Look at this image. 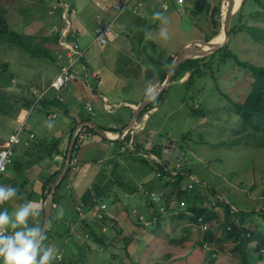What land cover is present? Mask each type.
<instances>
[{
  "label": "rangeland",
  "instance_id": "374dc122",
  "mask_svg": "<svg viewBox=\"0 0 264 264\" xmlns=\"http://www.w3.org/2000/svg\"><path fill=\"white\" fill-rule=\"evenodd\" d=\"M105 1L106 0H0V6L3 7L5 5L7 15L14 28H22L24 32L36 34L37 38H35V40L39 41L42 36L53 37L54 33L60 28L61 37L75 35L77 30L76 35L78 36V42L80 44L83 42L81 35L84 33L95 35L93 40L96 41L103 37L104 41H102V43H109L113 39L112 37H117V31L114 29L113 21L101 23L100 19L95 30L98 33H94V28L97 23L96 14L97 12H100V7L103 6ZM177 1L179 3L184 2V0ZM241 1L242 0H240V2ZM240 2L238 5H240ZM195 3L198 4L200 2L195 0ZM228 3L229 0H224L223 2L215 0L213 6L210 8V18H207L208 22L199 20L195 26H193L192 19L186 18L189 23L185 22L183 27L187 26L185 28L188 31L176 32L175 36L163 40L165 41L164 46L169 49V45H178L184 39L179 48L175 47L176 49L174 48L171 50L159 49V52L156 51L157 55L152 54L151 57H144V61L149 67L148 73L155 77L156 71L168 66L170 58H172L171 62L173 63L181 47L193 46L195 45V43H193L195 40L198 43L199 40H204V38L209 37L206 41H215V38L222 33ZM216 4H218V6H216ZM67 6L71 8L72 11V8H75L76 12H71L69 9L67 11L69 14H66ZM130 6L131 3L127 1V6L122 8L123 13L127 11L128 7L130 9ZM161 6L165 9L169 7L168 3L164 1L161 3ZM251 8H253V6H251L250 9ZM134 10L138 11L139 6L137 5ZM242 13L243 19L250 24H263L261 19L256 22L255 19L253 20V15L248 16L244 11ZM161 15V18H163L165 12L163 11ZM194 30L195 32L192 33ZM216 33L219 34L216 35ZM123 34L125 33L122 32V35ZM238 35V38L235 37L236 35L232 36L229 43L230 48L237 51L243 59L264 64V54L262 53L261 48L253 45V39H251L249 35L246 38L244 32H240ZM165 37L167 36L165 35ZM66 40L67 39H64L62 41L63 46L55 49L54 53L58 55V60L56 62L51 59H43L40 64H36L29 60L30 57L28 54L15 46L7 47L5 56L1 58L3 59V62L0 60L3 65L9 67L16 74L15 78H8L11 80V84L6 81L0 84V90L5 89L9 95H14L13 99L16 101V105L8 114H0V153H2L4 149H8L11 160L18 159L25 164L28 159H30L29 157L26 158L23 156L24 151L22 144H17V146L15 145L13 148L12 144L8 145L11 137H13L12 133H14V131H17L20 128H27L26 119L31 113L29 111L30 109L28 110L29 103L27 100L24 102V98L27 99L28 97L33 96V94H36L37 100L45 95L50 98L57 97L61 102V97L67 95L70 88L79 81V75L86 77V70L82 72L79 71L80 68L83 69L86 65L81 57L85 50H82L83 47L79 43L69 44ZM52 41L53 40H49L48 42ZM146 42L148 41L146 40ZM107 44H105L106 47L104 50L110 52L112 43L109 45ZM79 45L82 48H80ZM93 51H95V48L90 49V52ZM169 68H171V66ZM231 71H233V73L234 71L239 73L236 65H232ZM189 74V71L184 72L179 81L170 84V88L162 102L154 108L156 111L150 115L147 126L151 130L147 131L146 134L147 138L155 142L158 148H163V146L170 141H172L173 144H178V138L176 137L181 135L180 133L189 130L193 131V137L197 136V131H205V135L209 137L211 141H214L216 133L209 131L211 134H208V123L212 124V130H216V125L219 124V126L222 127V136H227L229 134V131H226V120L218 123L217 120L210 117L203 120L195 117L191 118L189 108L182 100L183 95L187 93L185 81ZM221 75L222 77L220 76L218 85L222 91L234 92V84L236 81L230 82L224 77L225 74L221 73ZM164 80L160 79L157 86L152 88L149 92L155 90L164 82ZM89 83L95 84V80L89 78ZM213 83L214 81L211 79L202 82L200 86L202 91L198 92V95H201L203 100H207L210 105L215 106L217 102H219V98L215 89L209 91V88ZM246 89L247 88L244 85L238 88V90L242 92ZM74 95L78 97L77 94ZM232 95L235 96V93H232ZM190 96L194 99L197 97L194 89L191 91ZM31 99H33V97ZM198 99H200V97ZM189 101L191 103L194 100L189 99ZM26 102L28 103L27 107L24 105ZM219 103L223 104L222 99H220ZM76 104L78 107V103ZM77 107L70 111L62 108L57 111L62 113V116L66 114H76L80 112V109ZM51 117H54V113H51ZM30 118L33 120L34 117L30 116ZM72 121L73 118L69 120L68 129L71 127ZM51 122L52 124L55 123L56 119L51 120ZM81 123L82 125H80ZM32 124L33 123H30V125ZM78 125H80L78 127V130H80L83 128V125H86V123L83 121ZM195 126H198V128ZM51 131H60V129L55 125ZM156 131H160V135H158ZM78 133L82 132L78 131ZM21 135L22 137L25 136L24 133ZM82 135L85 134L82 133ZM81 144L83 145L84 142ZM191 150V155L195 157L197 161L206 164L205 170L208 172V175L205 177V182L207 181V183L204 182L203 184L195 186L194 183L196 182V178L203 180L204 173L200 175L189 169L191 176L187 179L185 178L181 186H184L186 180L192 182L193 186H195V190L192 192L193 198L197 200L199 205H205L208 209L214 208V210L218 211L221 218L219 222H204L202 218L198 217L200 222V224H198L189 218L187 212L186 216L183 218H171L172 214H175L177 210L168 212H164V210L161 211L164 212L161 216V225H152L150 226L151 228H145L146 232H143L133 221L132 216L128 215L125 207H134L140 211H145L146 213H149L150 211H153L154 208L158 207L161 210L167 206L175 207L176 203L179 201V197L174 193L175 190L169 191L173 189V187L165 188L162 186L164 180H158L155 183L157 188L153 191H150L146 187L139 188V191L135 193V195L142 194L145 196L144 193H142L144 191L155 193V204L149 206L147 211L137 204L141 202L142 206H148L150 204L148 199H139L143 198L142 196H139V198L134 197V199H132L131 196H126L127 193H125L122 188H119L114 181H112L111 184L107 182L106 189H111L113 195L115 192L119 194L121 197L119 200L120 203L112 204L111 199L105 197L100 198V196H96V193L90 195V201L84 203L88 204L92 201L93 202L89 204L87 209L81 208L82 219L85 218L88 220H85V222L83 220L84 223L79 221L82 227L78 228L74 225L73 230L70 232V236L74 240L78 241L79 244L82 243L86 246V249L83 250L84 255L82 256L85 264H234L233 262L235 261L231 256L230 250L233 242L231 238L227 237L222 228L217 232L215 239L205 242L203 248L196 246L193 249H189V247L180 246V244L174 243L172 239L185 238L186 244L190 245L193 241H196L201 237L203 231L211 228V230L215 232L216 225L221 223L224 217V208L217 203L216 196L225 197V195H227L229 199L233 200L243 209H251L252 206L256 210L260 208L264 209V195L262 194L264 188V147L246 148L242 145L240 147H233L229 150L225 146L203 144L200 145L199 148H195V146L192 145ZM58 155H60V153H58ZM99 157L100 156H98V158ZM104 158L107 157H103L102 159ZM181 159L182 156L176 157L173 155V157L170 158V167L175 171H178L179 168L184 165V162ZM209 159L211 160L209 161ZM39 161L35 162L34 164L36 165L31 167H28L31 162L23 168H19L20 164L14 166L12 163L10 166L8 165L6 171L0 177V185L5 183L4 181H8L7 183L9 185L16 187V189L21 188V190L26 192L28 188L26 185L24 186L23 183L27 178L31 176L33 178V175L38 172L41 173L43 176L42 180H44L52 171H54L53 163L56 162L53 159L46 158ZM76 161L77 158H74V163H76ZM60 163L56 164L58 165L55 167L56 169L60 167ZM29 172L31 173V176H27L30 174ZM130 174L131 172L127 175L130 176ZM128 179L129 178H126V180ZM193 180H195V182H193ZM206 184L216 187V196L209 188L205 187ZM255 186L257 188L254 189L253 187ZM244 191L247 192V196L245 193H242ZM166 192H168L167 196H169L168 201H164L163 193ZM74 194H76L75 191ZM20 197L21 196L17 190L16 196L4 201L3 204L6 210L11 212L17 207L21 201ZM97 197L99 198L95 200ZM60 208L63 209L62 215H56L58 208L55 207L52 212L53 222L50 224L51 228L54 227V229L58 230L64 229L69 220L76 217V212L73 209V201H63ZM113 214L117 215V225L121 226L122 222L121 227L125 231L124 234L128 235L134 232L139 235V233H143L141 240L137 243H135L136 241H133L130 244L129 256L123 249V244L121 242L109 244L111 246H108L107 248H100L97 246L99 243L96 240L97 234L101 233V235H103V241H106L107 244L116 235V229L112 226L114 223H111V226L109 224L110 222H113L111 217ZM100 216H105L103 222H99L95 219ZM87 222L92 226L89 229H85ZM263 224L264 219L258 216V220L253 223L252 227L257 229ZM102 225L106 226L105 230L102 229ZM50 226H48V228ZM93 229L96 231L94 234L91 232ZM74 230L81 233V237H78ZM42 244L45 245L47 242H42ZM50 245L57 248L55 241H51ZM87 246H91L92 249H88ZM253 246L254 243L251 242L248 245V248L252 249ZM76 250L73 251L74 254L69 256L72 260V264H78L76 262ZM259 262V264H264V259H261Z\"/></svg>",
  "mask_w": 264,
  "mask_h": 264
},
{
  "label": "trees",
  "instance_id": "16d2710c",
  "mask_svg": "<svg viewBox=\"0 0 264 264\" xmlns=\"http://www.w3.org/2000/svg\"><path fill=\"white\" fill-rule=\"evenodd\" d=\"M251 6H253V8L250 9ZM3 7L0 6V60H2V62L3 59L1 58L5 56L7 47L15 46L20 48L23 52L29 55V60L36 64H40L43 59H51L55 62L58 60V55L54 52L55 49L63 46L62 41L64 39H67L66 41L69 44L77 43V30L75 33L76 36L70 35L61 37L60 28L54 33L53 37L42 36L43 38L41 37L39 41L35 40V38H37L36 34L24 32L22 28H14L7 15L5 5ZM69 9L71 12H76V9H74V11H72L71 8ZM67 11L66 13L69 14ZM243 11L248 16L253 15V20L255 19L256 22L261 19L263 24H250L248 21L243 19ZM240 32H244L246 38L249 35L254 41L253 45L261 48L262 53L264 54V0H244V2H242L239 9L232 17V22L229 30L230 38L228 39L227 43L219 47L213 53L202 57L187 59L180 63L177 66L169 84L165 87V89L139 111L135 118V121L132 124L133 126H131L126 135L120 140H110L114 147L112 149L114 152V156L109 158L105 163L102 164L101 171L103 172V174H106L108 177L112 178L113 181L118 185V187L122 188V190L127 194H135L139 191L137 187V180L142 179L149 173L157 174L158 177L154 178V181L151 180L146 183V188L150 191L155 190L157 188L155 184L157 180H164V182H162V186H164L165 188L173 187V189L169 191L175 190L174 193L178 195L179 201L176 203L175 207L167 206L165 207L164 211L168 212L177 210L175 214H172L171 218H183L184 216H186L187 212L189 218H191V220H193L195 223H198V217H202V220L204 222H219V220L221 219L220 213H218V211L214 210V208L208 209L205 205H199L197 203V200L193 198L192 192L195 190L194 187L205 182V177L208 175V172L205 170L206 164L201 161H197V159L191 155L190 152H192V145L195 146V148H199V146L203 144H212L215 146H225L229 150L233 147H240L242 145L246 148L264 147V64H259L248 59H243L239 55V53H237V51H234L233 48H230L229 43L232 39V36L236 35L235 37L238 38V34ZM49 40L53 41L48 42ZM81 57L83 60L84 56L82 55ZM171 61L172 58L169 59L168 66L160 71L161 80H164L166 78L170 70L169 67L172 64ZM2 62L0 61V84L5 81L11 84V80L8 78H15L16 74L9 67L3 65ZM232 65H236L237 71L239 73H236L235 71L233 73V71H231ZM186 71H189L190 74L185 81L187 93L183 95L182 100L189 108L191 118L195 117L203 120L210 117L214 120H217L218 123L220 121L226 120V131H229V134L227 136H222V127H220L218 123V125H216V130H212L211 123H208L207 127L209 135L211 134V132L209 131H213L216 133V138L214 141H211L210 138L205 135V131H197L198 134L196 137H193V131L191 130L180 133L181 135H178L176 138H178V148L182 151L181 160L184 162V165H182L183 167L181 166L178 171H175L170 167L169 162L166 163L167 159L162 158V148H158L157 144L155 143H153L152 145H144V141H146V138H141L140 134H138L136 131L140 120L144 118L146 114L151 115L156 111L154 108H156L162 102L164 96L167 94V91L170 88V84L174 83L175 81H179L181 76H183V73ZM221 73L225 74L224 77L228 81H236L234 84V92L222 91V89L218 85L220 76L222 77ZM210 79L213 80L214 83L210 86L209 91L211 89H215L219 98V102L220 99H222L223 104L217 102L215 106H212L207 102V100H203L201 95H198V92L202 91V88H200L202 82ZM243 85L247 89L243 92L239 91L238 88ZM193 89L195 90V93L197 95L195 99L193 97L191 98L190 96V93ZM232 93H235V96H233ZM32 97L33 99H31ZM199 97L200 99H198ZM13 98L14 95H9L5 89L0 90V114L6 115L13 109V107L16 105V101ZM189 99H192L194 101L190 103ZM25 100H27V102L29 103L28 110L30 109L29 111L31 113L26 119L27 128L18 129L19 131H14V133L12 134L17 135L18 137V141L14 144V146H17V144H22L24 151L23 156L26 158L29 157L30 159H28L27 163L25 164L22 163L21 160L14 159L11 160L12 162L10 161L9 166L13 163L14 166L16 164H20L19 168H23L31 162V164L28 165V167H31L35 162H38L39 160L42 161L46 158L54 159L56 155L60 153V157H62L60 167L52 171L44 180H42L40 196L45 202L50 192L53 181L62 170V167L67 158L69 140L71 139L72 134L76 130V127L78 126L80 121H76L73 119L71 127L69 128V132H67L68 141L65 145V149H61L60 146L63 139H53L49 136L41 137L38 134V131H42L45 129L44 127L52 124L51 120L53 119H51V113H54L55 116H58L60 114L57 111L61 109L60 105H56L60 104V99L57 97L50 98L49 96L44 95V97L42 96L37 100V95L33 94V96L28 97L27 99L24 98V102ZM50 100L54 101L51 102ZM27 102L24 104L25 107H27ZM36 115L39 116L38 122L35 121ZM30 116L34 117L33 120H31L32 118H30ZM55 116L53 118L57 119V117L55 118ZM85 119L86 121H89L92 119V117L89 116ZM30 123L33 124L30 125ZM50 127L53 128V126ZM195 127L198 128V126ZM103 129L113 131L117 134L122 131V128L106 129L104 127ZM80 131L84 133L90 132L91 134H97L96 130L89 123L83 126ZM22 133H24V137H22ZM80 134L81 133L76 134V141L72 150L70 167L63 178L60 180L58 185H56V188L54 190V208H59L63 202V191L71 174L73 160L79 148L78 145L80 142ZM122 147L124 148V150H120ZM149 154L153 155L156 159H150ZM210 160L211 159H209V161ZM189 169L200 175L204 173V179L199 180L196 178V182L195 180H193V182H195V186L188 188L187 184H184L185 187H182L181 185L184 179H187V177L191 175ZM130 172V177H128L129 175L127 174H129ZM126 178L129 179L126 180ZM4 182L7 183L8 181ZM27 182L28 178L26 181H24L23 185L25 186ZM205 183H207V181ZM205 187L209 188L216 196V187L210 184H206ZM253 188L255 189L257 187L255 186ZM17 190L21 196L20 198L22 201L30 200V197L35 194V192L30 193L32 192V190L30 192H25L24 190H21V188H17ZM112 192L109 191L107 193V197H111L110 199L112 200V204L119 203V200L121 199L120 195L115 192L114 194H116V196L114 199H112ZM168 192L163 193L164 201H168ZM242 193H245L247 196L246 191ZM262 194L264 195V188L262 190ZM144 195V198L148 199L150 204L148 206H142L140 202L137 205H139L142 209H146L148 211L149 206L155 204V200H152V198L148 194ZM216 199L217 203L224 208V217L223 221L216 225L215 232L211 230V228L203 231L201 237L196 241H193L190 245L186 244L185 238H177L172 240L174 241V243L180 244V246L189 247V249H193L196 246L203 248L205 242L215 239L217 232L220 228H222L227 237L232 239L233 245L230 250L231 256L235 261L233 262L234 264H259V261L261 259H264V224L260 225L257 229H254L252 225L258 220V216L264 219V209L260 208L256 210L253 206L251 209H243L233 200L229 199L227 195H225V197L216 196ZM72 201L74 202L73 199ZM42 207L44 210V204L42 205ZM158 208H154L153 213H146L145 211H140L138 209L136 210L135 215H131V211H127V213L128 215L132 216V219L136 223V225L140 229H142L143 232H146L145 228H151L150 226L152 225H161V216L164 212L160 211L159 213H155L159 211ZM43 210L42 213H44ZM74 210L75 212L78 211L75 209V207ZM141 213H144L148 219L152 220L156 218V221L150 226L144 225L137 217ZM76 218H78V212H76V217L73 219L76 220ZM112 221L113 222H110L109 224L111 226V223H114L112 226L116 229V235L107 244L106 241H103V235H101V233L97 234L96 240L99 242L98 246L100 248H107L108 246H111L109 244L121 242L123 244V249L129 256L130 244L133 241H136L135 243H137L139 240H141L143 233H139V235H137L138 233L134 232L128 235L124 234L125 231L121 227L122 222L121 226H119L117 225L116 219L112 218ZM52 222L53 218L50 219V224H52ZM71 229V223H68V225L64 229L59 230L58 232H52L50 226L44 234V240L42 242H51L52 240H56L59 242V239L56 238L62 239L61 237L65 234L68 236V234H70L71 232ZM91 232L94 234L93 231ZM72 241H75V244L71 247L75 249L72 250L68 248V250H66L67 247L65 238L64 240H61V242L58 244V250L62 251V257L58 261L53 260L52 264H72V260L69 258V250L73 252L76 249V262L78 264H85L82 256L84 255L83 250L86 249V246L82 243L79 244L78 241L74 240L73 238ZM251 242L254 243V246L252 247V249H249L248 245ZM87 248L89 249L91 248V246H87Z\"/></svg>",
  "mask_w": 264,
  "mask_h": 264
},
{
  "label": "crops",
  "instance_id": "0c3cea01",
  "mask_svg": "<svg viewBox=\"0 0 264 264\" xmlns=\"http://www.w3.org/2000/svg\"><path fill=\"white\" fill-rule=\"evenodd\" d=\"M127 1L131 3V6L130 9L128 7L129 10L127 9V11L123 13L122 8L127 6ZM163 1L168 3L169 7L167 9L161 6ZM198 1L200 3L196 4L195 0H184L183 3H179L177 0H106L103 6L100 7V12L96 14L97 23L94 28V33H98L95 30L100 19L101 23L113 21L114 29L117 31V37H112L113 39L111 42H107V44L102 43L99 39H97V41L93 40L95 35L84 33L81 35L83 42L80 44L77 36V43L83 47V51L85 50L83 62L86 64L84 68H80L79 71L82 72L86 70V77L79 75V81L70 88L67 95L61 97L60 104H51L60 105V108L70 111L77 107L76 103H78L77 108L80 109V112L63 116L62 113H60L62 117L60 114L58 116L56 115V122L44 127V130L38 131L39 136H49L53 139L61 137V140H63L61 141L60 147L61 149H65V145L68 141L67 132H69V120L72 118L76 121L87 122L85 118L91 116L92 119L89 120L90 122H94L97 126L102 128L105 127L106 129H119L127 126L133 117L137 103H139L152 88L157 86L161 79L160 71L164 69L160 68L155 72L156 76L153 77L148 73L149 67L144 61V57H151L152 54L157 55L156 51L159 52V49H167V47L164 46V39L175 36L176 32L188 31L185 28L187 26L183 27L185 22L189 23L186 18L192 19L193 26H195L199 20L208 22L207 18H210V8L213 6L215 0ZM217 1L223 2L224 0ZM137 5L139 6V12L134 10ZM216 6H218V4H216ZM163 11L165 12V16L161 18V13ZM153 13H159L160 16L154 17ZM161 31H163L167 37H165V35L161 36ZM122 32L125 34L122 35ZM194 32L195 30L192 31V33ZM218 34L219 33H216V35ZM206 39H209V37L204 38V40ZM146 40L148 42H146ZM183 40L178 45L168 44L170 47L167 50L174 49L175 47L179 48ZM110 43H112V48L110 52H107L104 50L106 47L105 44L109 45ZM81 46L80 48H82ZM91 48H95V51L90 52ZM89 78H93L95 84L89 83ZM74 94H77L78 97ZM50 101L53 102L54 100ZM86 102L89 103V106H86ZM38 117L37 115L35 116L36 122L39 120ZM149 118L150 115L146 114L138 123L136 132L140 134L141 138L147 139L146 132L151 130L147 126ZM55 125L60 131H51L52 127L50 126L54 127ZM156 132L160 135V131ZM82 133L80 134L79 148L74 157L77 158L76 167L75 170L71 171L64 189V192L68 193L63 192L62 198V201H72L73 199V209L79 202H83L85 208H88L89 204L93 201L88 204L84 202H89L90 195L92 194L96 193V196L104 198L108 191L111 190H108V188L106 189V183H112V180L101 171V163L114 154L112 150L114 147L110 141L111 139L98 135V133L91 134L90 132H85V135H82ZM82 142H84L83 145L81 144ZM60 156L61 155H56L53 159L56 162L53 163V170L58 166L56 164L60 163ZM98 156L100 157L98 158ZM103 157L107 158L102 159ZM27 176H31V173ZM155 176V173H149L144 178L149 179ZM33 178L32 176L28 178L26 187L28 188L27 191L30 192L32 190L30 193L35 192V194L30 197V200L39 203L41 214L36 218L30 217L29 223H39L42 227L44 220L42 205L44 201L40 194L43 176L41 173L36 172ZM152 181H154V179ZM2 185L9 184L3 183ZM74 191L76 194H74ZM139 196L143 198H139ZM131 197L132 199H134V197L144 199V196L139 194ZM98 198L99 197L95 200ZM1 208L6 209L3 202L1 203ZM125 208L127 212L132 211L134 207L127 206ZM111 217L117 219V215L115 214L111 215ZM75 221V219L71 218L68 223L72 225ZM102 229H106V226L102 225ZM55 231L58 232L59 230L52 227V232ZM68 236L65 234L61 238L63 240L65 238L67 243L66 250H68V248L73 250L75 248L71 246L75 244V241H72L70 234H68ZM62 239L59 238V242L56 240L52 241H55L56 247H58ZM45 245H50V242H47ZM69 251L70 256L73 252L71 250Z\"/></svg>",
  "mask_w": 264,
  "mask_h": 264
},
{
  "label": "clouds",
  "instance_id": "9594fccd",
  "mask_svg": "<svg viewBox=\"0 0 264 264\" xmlns=\"http://www.w3.org/2000/svg\"><path fill=\"white\" fill-rule=\"evenodd\" d=\"M66 11H67V9H66ZM153 16L159 17L160 14L159 13H153ZM160 35L164 36L165 33L163 31H161ZM86 106H89L88 102H86ZM85 123L90 124V121H87ZM124 127L122 128V130L124 129ZM76 131L78 133L79 130L76 128ZM106 132L108 134V137H106V138L112 139V140H120L126 135V133L128 131H126L122 137H118V135L122 131L119 134H117L113 131H106ZM98 135H100V134L98 133ZM153 143L154 142L149 140L148 138L146 139V141H144V145H152ZM167 144H169V143H166V145ZM136 148H137V145H136ZM176 148H178V144L176 145ZM120 150H124V148L122 147ZM167 150L169 151V149L165 148V145H164L162 148V155H161L163 159H167V158H164V156H163L164 154L167 155V153H166ZM113 156H114V154H112V156H110V158ZM149 157H150V159H156L153 155H150V154H149ZM107 160L103 161L101 163V166ZM166 163H168V162H166ZM72 165L73 166L71 167V171L75 170V167H76V163H74V160H73ZM69 167H70V165H69ZM190 176L191 175H189L188 177H190ZM128 177H130V176H128ZM157 177H158V175L156 174V176L153 178L145 179L143 177L142 179L138 180L137 181L138 189L146 187V183H148V181H151ZM110 179L113 181L112 178H110ZM185 184H187L188 188L193 186V183L190 181H187V180H186ZM190 184L192 186H190ZM183 187H185V185ZM142 193L149 195L148 191H144ZM16 195H17L16 187L11 186V185H0V203L7 201ZM134 195L135 194H127L126 196H134ZM111 196H112V199H114L116 194H114V195L111 194ZM105 198H109V197H107V194L105 195ZM77 206H81V208H85L84 204L81 202H79L78 204L75 205L76 210H77V208H76ZM53 209H54V204H53ZM136 210H137V208H132V211H131L132 214L131 215H135ZM158 210L160 211L159 208H158ZM164 210H165V208H164ZM52 212H53V210H52ZM76 212H78V211H76ZM62 213H63V209L58 208L56 215L60 216V215H62ZM40 214H41V207H40L39 203L36 201H32V200L21 201L19 203V205L17 207H15L11 212H9L6 209L0 208V264H52L53 260L58 261L62 257V251L58 250V247L55 248L51 245L46 246V245L42 244V241L44 240V235L42 233L41 225L39 223H33V224L29 223L30 217L36 218V217H39ZM140 215H144L146 217V215L144 213H141L137 216L138 219H139ZM51 216H52V214H51ZM51 218L52 217H50V219ZM104 218H105V216H100L99 218H95V219L99 222H103ZM200 218H202V217H200ZM114 219H116V218L114 217ZM83 220L85 222V220L87 221L88 219H85V218L82 219L80 213L78 212V218L76 219L75 223H73L71 225V227H72L71 230H73L74 225H76L78 228H81L82 225L80 224V222L84 223ZM198 224H200L199 220H198ZM48 226H50V220H49ZM146 226H150V225H146ZM91 227L92 226H90V224L87 222L85 229H89ZM47 229H48V227H47ZM75 232H76L78 237H81V233H79L78 231H75ZM93 232L96 233V231L94 229H93ZM97 246H98V244H97ZM60 254H61V257L59 258Z\"/></svg>",
  "mask_w": 264,
  "mask_h": 264
},
{
  "label": "water",
  "instance_id": "95a60500",
  "mask_svg": "<svg viewBox=\"0 0 264 264\" xmlns=\"http://www.w3.org/2000/svg\"><path fill=\"white\" fill-rule=\"evenodd\" d=\"M243 0L240 2V5H236V0H229L228 3V7H227V12H226V17H225V22H224V26H223V30L222 33L223 34V39L221 40H217L216 38L219 36H217L215 38V41H206V40H199L198 43L196 41H193V43H195V45L193 46H183L181 47V49L179 50L177 56L175 57L171 68L164 80L163 83L160 84V86H158L155 90H153L152 92H149L136 106V108L134 109V113H133V117L130 121V123H128L127 126L124 127V129L122 130V132L118 135V137H122L123 134L129 130V128L131 127V125L134 122V118L135 116L138 114V112L146 105L148 104L151 100H153L159 93H161L165 87L169 84L173 73L175 72L177 66L183 62L186 59H190V58H195V57H202L205 55H208L210 53H213L215 50H217L219 47L223 46L225 43H227L228 39H229V29H230V23L232 20V17L234 15V13L239 9V6H241ZM238 8V9H237ZM82 125V123L80 124ZM78 125L76 128L78 129V127L80 126ZM90 125L96 130L97 133H99L100 135L104 136V137H108L107 132L97 126L94 122H90ZM76 133L77 131L75 130L72 134L71 140H70V144L68 147V152H67V158L65 160V163L63 165L62 170L60 171V173L58 174V176L55 178V180L53 181L52 185H51V189L50 192L46 198V201L44 203V220H43V226H42V233L44 235V233L47 230L48 227V223L52 214V209H53V194H54V190L56 188V185L60 182V180L63 178V176L66 174L70 162H71V155H72V150L74 147V143L76 141ZM177 144H173L172 141L169 142V144L165 145V148L169 149V151L167 152V155H163L164 158H167V162H169L170 158L172 157L173 154L178 156H182V152L179 148H176ZM171 149L173 150V152L171 151Z\"/></svg>",
  "mask_w": 264,
  "mask_h": 264
},
{
  "label": "built area",
  "instance_id": "2783aa9c",
  "mask_svg": "<svg viewBox=\"0 0 264 264\" xmlns=\"http://www.w3.org/2000/svg\"><path fill=\"white\" fill-rule=\"evenodd\" d=\"M164 6H166V5H164ZM73 11H74V9H73ZM99 40L100 41H104L103 37L99 38ZM17 141H18L17 135H13V137H11V140L9 141V144L8 145L12 144V147H13L14 144ZM10 161H11V158H10L8 149H4L3 152L0 153V176L6 171V169H7L8 165H9ZM190 186H192V185L190 184ZM149 195H150V197L153 200L156 199V196H155V193L154 192L149 193ZM76 208H77L78 212L81 215V206H77ZM160 211H164V209H162V210L160 209ZM139 219L142 221V223L144 225H152L156 221V218H154V219L151 220V219H148L145 216L143 217V215H140L139 216ZM60 257H61V254H60L59 258Z\"/></svg>",
  "mask_w": 264,
  "mask_h": 264
},
{
  "label": "bare ground",
  "instance_id": "6f19581e",
  "mask_svg": "<svg viewBox=\"0 0 264 264\" xmlns=\"http://www.w3.org/2000/svg\"><path fill=\"white\" fill-rule=\"evenodd\" d=\"M239 2H240V0H237V3H236V5L238 6V4H239ZM66 9L68 10L69 9V7L67 6L66 7ZM217 40H221V39H223V34H219V36L216 38ZM99 43V42H98ZM70 73H72V72H70ZM71 79V78H70ZM44 97V96H43ZM54 116H55V114H54ZM83 126H85V125H83ZM133 126V125H132ZM131 128V127H130ZM80 131V130H79ZM32 137H33V135H32ZM104 137V136H103ZM168 151V150H167ZM167 151H166V153H167ZM171 151L173 152V150L171 149ZM173 155H175V154H173ZM173 155H172V157H173ZM176 157H177V155H175ZM178 157H180V156H178ZM171 160H169V162H170ZM58 185V184H57ZM104 207V206H103ZM93 210V209H92ZM96 212H97V210H96ZM160 211H157V212H155V213H159ZM149 213H153V211H150ZM93 214V213H92Z\"/></svg>",
  "mask_w": 264,
  "mask_h": 264
}]
</instances>
